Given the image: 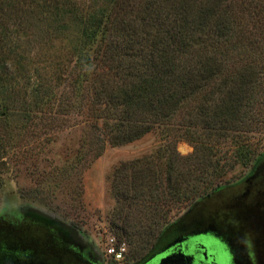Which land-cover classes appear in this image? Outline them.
Here are the masks:
<instances>
[{"label": "trees", "instance_id": "16d2710c", "mask_svg": "<svg viewBox=\"0 0 264 264\" xmlns=\"http://www.w3.org/2000/svg\"><path fill=\"white\" fill-rule=\"evenodd\" d=\"M125 1L87 17L68 12L83 47L104 37L105 64L93 73L107 141L118 145L147 133L160 140L154 153L121 162L111 176L118 240L133 251L153 244L173 209L220 188L236 165L251 162L250 133L262 121L253 107L261 99L253 78L258 66L236 62L232 53L239 44L264 53V0H148L137 14L125 10L133 0ZM38 9L52 23L67 13L58 0H0V41L13 46L11 25ZM180 140L192 146L189 154L177 151Z\"/></svg>", "mask_w": 264, "mask_h": 264}, {"label": "rangeland", "instance_id": "374dc122", "mask_svg": "<svg viewBox=\"0 0 264 264\" xmlns=\"http://www.w3.org/2000/svg\"><path fill=\"white\" fill-rule=\"evenodd\" d=\"M58 2L67 10L61 22L52 23L40 9L30 10L11 25V38L7 39L14 45L0 41V78L4 83L0 99L10 102L0 107V214L19 209L38 211L70 228L96 260L131 264L151 243L140 241L142 246L132 251L128 244L119 242L113 222L119 204L112 192L111 176L121 162L154 153L160 140L158 135L147 133L112 145L97 117L93 68L105 64L99 57L104 37H98L90 50L83 47L75 17L68 9L87 17L101 10L110 12L113 0ZM147 3L133 0L125 10L137 14ZM4 25L0 22V31ZM253 37L255 40L257 34ZM240 45L232 58L258 66L253 78L261 99L253 107L262 114V121L257 131L250 133L256 142L251 162L236 165L220 188L264 169V53ZM176 149L187 155L192 146L180 140ZM198 199L173 209L166 226ZM111 245L125 247L121 259L107 253Z\"/></svg>", "mask_w": 264, "mask_h": 264}, {"label": "flooded vegetation", "instance_id": "af4514ba", "mask_svg": "<svg viewBox=\"0 0 264 264\" xmlns=\"http://www.w3.org/2000/svg\"><path fill=\"white\" fill-rule=\"evenodd\" d=\"M264 169L199 198L131 264H262ZM0 264H107L34 210L0 214Z\"/></svg>", "mask_w": 264, "mask_h": 264}, {"label": "built area", "instance_id": "2783aa9c", "mask_svg": "<svg viewBox=\"0 0 264 264\" xmlns=\"http://www.w3.org/2000/svg\"><path fill=\"white\" fill-rule=\"evenodd\" d=\"M107 253L113 257V259L115 260H119L123 257V253L125 251V247L124 246H119V247H114V246H108L106 248Z\"/></svg>", "mask_w": 264, "mask_h": 264}, {"label": "water", "instance_id": "95a60500", "mask_svg": "<svg viewBox=\"0 0 264 264\" xmlns=\"http://www.w3.org/2000/svg\"><path fill=\"white\" fill-rule=\"evenodd\" d=\"M263 254H264V252H263ZM167 257H168V255H166L165 258L160 259V260L158 261L157 264H162V262H163L165 259H167ZM262 264H264V255H263V257H262Z\"/></svg>", "mask_w": 264, "mask_h": 264}]
</instances>
